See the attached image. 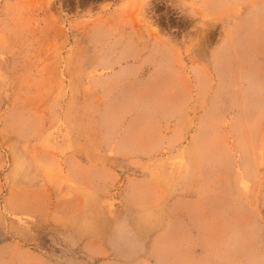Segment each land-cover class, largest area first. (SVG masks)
Returning <instances> with one entry per match:
<instances>
[{"label":"rangeland","instance_id":"374dc122","mask_svg":"<svg viewBox=\"0 0 264 264\" xmlns=\"http://www.w3.org/2000/svg\"><path fill=\"white\" fill-rule=\"evenodd\" d=\"M264 0H0V264H264Z\"/></svg>","mask_w":264,"mask_h":264},{"label":"crops","instance_id":"0c3cea01","mask_svg":"<svg viewBox=\"0 0 264 264\" xmlns=\"http://www.w3.org/2000/svg\"><path fill=\"white\" fill-rule=\"evenodd\" d=\"M258 7H264V5H262V6L260 5V6H258Z\"/></svg>","mask_w":264,"mask_h":264}]
</instances>
